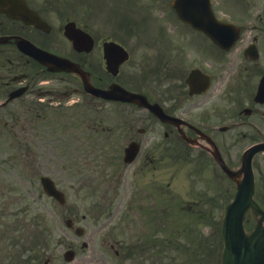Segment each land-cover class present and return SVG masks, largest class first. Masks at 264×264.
<instances>
[{
  "label": "flooded vegetation",
  "instance_id": "af4514ba",
  "mask_svg": "<svg viewBox=\"0 0 264 264\" xmlns=\"http://www.w3.org/2000/svg\"><path fill=\"white\" fill-rule=\"evenodd\" d=\"M231 1L233 20L241 29L228 50L205 35L161 34L145 46L150 54H136V45L129 46L125 38L94 35L90 28L101 22V11L91 6L92 0H25L36 17L47 22V30L0 11V123L12 124L21 105L28 111L39 109L46 103L45 95L52 97L60 84L66 91L84 92L77 73L52 71L28 54L35 49L21 50L19 43L27 41L75 62L97 87L116 82L157 104L164 117L136 103L97 99L144 111L141 117H104L109 120L103 127L108 138L102 143L117 145L118 152L111 153L122 155V161L118 164L106 153L94 165L98 183H123L121 222L135 236L137 221L150 223L156 217L157 196L172 199L173 183H235L222 172L221 162L239 171L243 152L264 141V0ZM67 26L86 32V43L90 34L91 48L88 44L86 50L77 49L65 34ZM107 40L118 42L129 54L116 75L106 68L103 44ZM134 57L141 59L134 61ZM206 75L209 82L203 90ZM86 97L89 102L88 93ZM43 120L40 115L25 118V154L35 147L30 144L43 131ZM133 142L138 152L125 162L123 154ZM251 163L256 182L264 183V151L257 152ZM13 241V234L0 228V264L16 263Z\"/></svg>",
  "mask_w": 264,
  "mask_h": 264
},
{
  "label": "rangeland",
  "instance_id": "374dc122",
  "mask_svg": "<svg viewBox=\"0 0 264 264\" xmlns=\"http://www.w3.org/2000/svg\"><path fill=\"white\" fill-rule=\"evenodd\" d=\"M141 1L150 2L153 5L167 4V1L160 3L159 0ZM107 2L110 3L111 0ZM113 3H110L111 7ZM225 7L228 5L224 4L222 9H227ZM164 10L165 8L163 12L155 16L158 18L166 16L167 11ZM137 13L129 18L136 24L148 27L149 23L156 21L149 12L136 17ZM173 19H175L174 16ZM164 25L173 36H195L194 31L188 28L182 29L176 22L175 26L168 22ZM103 27L108 32L117 34V28ZM93 30L101 35L104 34L101 28L95 27ZM142 38L140 36V39ZM135 53L150 54V50L143 47L135 50ZM140 59L141 57H134L133 60ZM73 98L80 99L71 106L66 103L57 105L59 107L46 104L47 107L43 109V114L49 118L46 125L47 133L51 130L59 132L55 126L61 121L60 116L72 115L77 121V145L81 148L75 147L73 153L64 149L69 146V143H66L68 141L63 139L58 141V136L49 140L51 134H45L43 137L41 132L42 135L36 142V150H33V153L37 151L36 155L25 154L24 148L27 142L22 136V121L24 116L29 114H25L24 109L18 121L10 128V130L13 128L12 138H0V227L13 228L15 233L23 237L29 247L30 264H44V259L49 256L55 257L52 264H219L221 248L219 229L211 230L212 227L207 225L212 222L208 219L210 214L199 215L198 213L214 206L213 203L200 199L204 190L207 189L208 193L215 197L217 187L220 190L221 203L232 194L234 184L225 182L174 183V194L164 213H160L163 212L160 210L164 202L169 199L161 197V200L159 195L157 196L159 212H157V221L154 223H157L156 227L158 226L154 228L158 236L164 235L162 239L169 236L171 245L163 246V250L158 248L152 256V251H145L142 253L143 256L140 255L138 258H129L127 254L125 256V253L124 255L121 253L119 257L114 255L108 243L125 236L120 234L122 214L119 211L118 202L114 204L103 202L100 205L96 203L97 200H103L100 190L94 187V191H91V185L94 184L92 181L98 177L94 165L99 162L100 157L97 154L98 151L96 153L90 148L87 150L88 148L80 143L81 140L85 141L87 135L85 120L88 110L85 106V97L76 94ZM36 112L37 110L30 115ZM100 115L140 117L144 115V111L118 107L112 103L105 105L102 112L89 111V118L94 117L93 119L97 122L100 121ZM2 128L3 125L0 124V129ZM6 128L9 129L8 126ZM96 137L97 134L92 136L95 142ZM40 153H42L41 156ZM40 175H49L65 191L64 205H59L43 193L39 183ZM256 195L263 203L264 183H257ZM111 196L108 197L111 198ZM188 198L199 199V202L195 205L190 204L189 208L186 203ZM110 204L111 206L107 209ZM66 215L74 217L75 222L84 228V234L81 237L74 239L73 232L66 230L63 223ZM203 234H207L204 244L200 242ZM66 237L69 240L72 237L74 239L72 242L76 244V255L71 262H66L62 258L63 246L58 242ZM83 241L86 242L85 247H81Z\"/></svg>",
  "mask_w": 264,
  "mask_h": 264
},
{
  "label": "water",
  "instance_id": "95a60500",
  "mask_svg": "<svg viewBox=\"0 0 264 264\" xmlns=\"http://www.w3.org/2000/svg\"><path fill=\"white\" fill-rule=\"evenodd\" d=\"M181 1L177 0L178 6L182 4ZM175 6L181 17L186 20H190V18H193V20L199 18L202 22L210 20L209 12L202 7L200 8L202 12L198 13L182 6H180L182 10H180L177 5ZM0 10L16 12L19 10L18 1L13 0L11 3L7 2V0H0ZM200 28L213 38L222 36L218 30L208 24L200 25ZM227 35L230 34L227 33ZM119 94L128 99L137 98L133 94L124 93L123 90ZM43 185L49 194L55 196L59 201H63L62 194L55 190L50 180L43 179ZM237 185L238 190L233 201L225 207L222 225L224 248L221 264H264V211L252 199V183H237ZM248 207L250 208V213L256 218L254 229L249 233L245 232L242 223L244 213ZM257 214H261V216L257 217ZM67 223L70 224V221L67 220ZM76 231L80 233L81 229L78 228ZM66 257L71 258V253L66 254Z\"/></svg>",
  "mask_w": 264,
  "mask_h": 264
}]
</instances>
